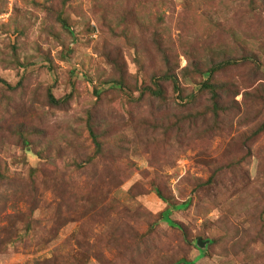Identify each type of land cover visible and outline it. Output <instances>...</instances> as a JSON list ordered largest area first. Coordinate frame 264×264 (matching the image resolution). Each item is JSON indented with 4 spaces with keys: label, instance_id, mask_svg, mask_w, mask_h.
<instances>
[{
    "label": "rangeland",
    "instance_id": "rangeland-1",
    "mask_svg": "<svg viewBox=\"0 0 264 264\" xmlns=\"http://www.w3.org/2000/svg\"><path fill=\"white\" fill-rule=\"evenodd\" d=\"M128 1L135 5L137 19L163 30L162 41L175 49L180 67L187 65L180 39L216 51L244 44L259 55L258 65L244 62L222 72L239 89L236 110L229 117L217 126H211L209 117L193 126L184 122L177 136L174 128L160 139L161 127L155 128L154 138L138 120L162 122L184 115L207 97L185 105L164 82L162 100L140 97L138 90L129 99L123 92L107 91L96 100L92 87L102 88L99 80L113 73L102 56L103 42L121 48L130 82L136 75L148 81L149 63L157 60L147 33L144 45L149 48L138 54L144 63L140 74L134 48L124 36L109 35L103 24L102 6L108 5L106 16L115 28L114 14ZM141 1L69 0L62 13L71 35L56 21L61 9L53 0H0V78L7 83L0 87V264H37L54 255L57 264H185L178 259L264 264V237L253 239L247 249L233 250L238 230L252 228L264 236V131L244 147L249 155L236 163L243 153L239 133L264 120L259 102L243 100L245 90L264 82V0H254L251 11L248 0H148L138 12ZM49 5L55 6L46 9ZM48 87L55 97L72 95L66 104L48 106ZM89 111L99 130L110 134L105 157L96 158L94 166L84 162L92 152L85 125ZM18 126L35 140L42 159L24 154L23 143L9 131ZM76 162L85 166L79 169ZM40 166L46 175L39 173L31 189L27 176ZM216 166L220 171L211 184L199 186ZM154 187L178 204L169 219L184 227L193 238L190 244L161 218L168 205ZM31 195L38 207L24 231ZM201 237L216 238L202 255L194 246Z\"/></svg>",
    "mask_w": 264,
    "mask_h": 264
},
{
    "label": "trees",
    "instance_id": "trees-1",
    "mask_svg": "<svg viewBox=\"0 0 264 264\" xmlns=\"http://www.w3.org/2000/svg\"><path fill=\"white\" fill-rule=\"evenodd\" d=\"M53 1L56 3L55 5H59L61 9L56 14V21L60 23L64 30L73 35V32L69 27L67 17H64L62 13L64 12L65 5L69 0ZM147 1L148 0H144V3ZM144 3L142 1L141 3H138V12L144 8ZM2 5L3 4L0 3V13L2 11ZM55 5H49L46 9H51ZM247 5L250 8L249 11H251L256 5V2L254 0H248ZM102 9H104L102 21L103 24L107 26L108 31H110L109 35L124 36L127 42L134 48V62L138 65L140 74L144 72V63L142 58H140V55H143L144 51L149 48V45H144V41L148 38V34L149 40L156 50L158 61H150L149 64L151 66V73L148 81L145 80L146 76L138 79V75H136L134 81L130 82L127 80L126 63L124 61L121 48L118 46L108 47L103 42L101 44L102 56L104 57L106 63L111 67L113 73L111 76L99 80V84L102 88L98 89L96 86L92 87V92L96 97V100L103 99L107 91H115L116 93L123 92L124 96L129 99L134 90L139 91L140 97H156L157 99L159 98L162 100L165 97L166 91L164 82L171 85L173 91L179 95V100L181 102H185V105L188 104L190 106L197 104L203 96L207 97L206 103L191 108L192 110L184 115L179 114L178 116V114H175L173 117H168L162 122H156L146 118L138 120V125L142 127V124H145V130L151 132V135L154 138H158L156 135L157 130L155 128L161 127L162 130L159 132L160 139L168 137L169 134H171L170 130L174 128H176L175 136H177V131H179L178 125L180 126V124L186 122L187 124L193 126L197 119H201V122H204L206 121V118L209 117L211 126H217L218 122L225 117H229L231 113L236 110V104L238 103L234 100V96L239 92L238 86L231 82L229 76L222 75V72L233 65H238L240 63L243 64L244 62L249 63L250 66L258 65L261 62V59L257 53L246 49L244 44L235 43L234 48L223 47L220 51H216L212 48L208 49L209 46H207L204 50L201 47L199 48L193 41L186 44L183 39H180V48H183V53L187 59V65L185 67H180L176 60L177 54L175 49L168 46V43L162 41L161 35L163 30H157L154 28L153 23H145V21L137 19V17L134 16L136 12L135 10L137 9L134 4L130 3V1L125 4L122 12H115L113 20L118 23V27L116 26L115 28L112 27V20L108 19L106 16V13L109 11L108 5L105 4V6H102ZM157 21L159 22L160 18H157ZM116 28H118V30ZM229 34H232V32ZM255 68H257V66H255ZM260 83V87L255 90L249 91L247 89L243 93V100L245 104L259 102V108H257L259 112L261 111V107H264V82ZM6 84V81L0 78V87ZM18 85H20V83ZM187 89H189L188 92L186 91ZM44 95L46 105L55 107L66 104L72 94L67 93L60 97H55L52 92V88L48 87ZM85 125L87 129V138H89L92 144V152L84 162L94 166L93 164L96 158L99 156L103 158L105 157L107 136L110 134L106 133L103 128L99 130L97 123L92 118V111L88 112ZM31 126L34 127L35 124L30 123V127ZM9 131H11L17 141H21L23 143L22 146L25 155H33L38 159L43 158V154L35 150V140L30 135L25 134L28 132L26 128L18 126L17 128H13ZM201 131H204V129ZM263 131L264 120H260L249 129L239 133L237 139L240 144L239 146L243 149V153L240 158L236 160L237 164H241L242 158L249 155L248 149L244 147L254 143ZM31 132L35 133L33 131ZM70 146H74V144ZM75 165L80 169L85 166V163L76 162ZM35 171V173L29 172L30 174L27 176V184L31 187V189L36 188L39 173L46 175V171L42 166L36 168ZM218 171H220V166H216V169L210 173L208 180L199 181L198 185L201 186L203 184H211ZM2 177L3 174L0 173V180L4 178ZM154 191L156 195L168 205L166 209L160 213L161 218L167 219L168 223L172 227L178 228L181 231L185 242L190 244L193 238L187 233L184 227L169 219L171 208L178 207V204L172 202L171 199L164 195L159 187H154ZM27 200L30 202V205L28 206V218L25 221V225L23 224L24 231H27L31 227L33 223L31 212L38 207V203L32 195ZM188 204V200L181 203L183 207ZM10 226L13 228L14 232V223L10 224ZM53 227L54 229L56 228V226ZM6 230L7 229H5V231ZM263 237L264 236L260 231H253L252 228L238 230L235 235L233 250L235 252L238 249H247L253 239L261 240ZM197 239L194 246L198 248L201 255L205 254V251L214 245L216 241V238L201 237V240L205 242V246L201 248L197 245ZM0 243H2V240H0ZM75 244L78 248L82 246L79 238L75 239ZM58 260L59 257L54 255L52 258L39 261L37 264H57ZM178 260L179 262L180 260H183L182 262L185 264L193 263L184 259Z\"/></svg>",
    "mask_w": 264,
    "mask_h": 264
},
{
    "label": "water",
    "instance_id": "water-1",
    "mask_svg": "<svg viewBox=\"0 0 264 264\" xmlns=\"http://www.w3.org/2000/svg\"><path fill=\"white\" fill-rule=\"evenodd\" d=\"M206 242H208V241H206ZM204 243H205V242L202 241L201 238H198V239H197V245H198V246L203 247Z\"/></svg>",
    "mask_w": 264,
    "mask_h": 264
}]
</instances>
